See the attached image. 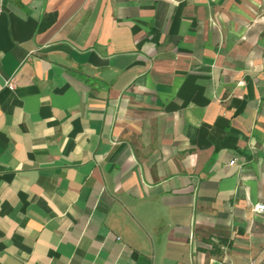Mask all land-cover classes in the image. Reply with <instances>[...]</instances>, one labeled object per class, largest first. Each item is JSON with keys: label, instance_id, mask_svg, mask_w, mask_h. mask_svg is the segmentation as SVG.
<instances>
[{"label": "crops", "instance_id": "obj_1", "mask_svg": "<svg viewBox=\"0 0 264 264\" xmlns=\"http://www.w3.org/2000/svg\"><path fill=\"white\" fill-rule=\"evenodd\" d=\"M260 202L264 0H0V264H264Z\"/></svg>", "mask_w": 264, "mask_h": 264}, {"label": "built area", "instance_id": "obj_2", "mask_svg": "<svg viewBox=\"0 0 264 264\" xmlns=\"http://www.w3.org/2000/svg\"><path fill=\"white\" fill-rule=\"evenodd\" d=\"M8 86L11 88V89H14L15 88V84L11 81L8 82ZM232 163H234V161H232ZM253 210L255 212H258V213H263L264 212V203L260 202V203H256L253 207ZM250 264H256L255 262H251Z\"/></svg>", "mask_w": 264, "mask_h": 264}]
</instances>
